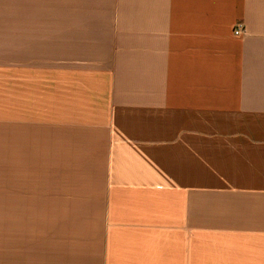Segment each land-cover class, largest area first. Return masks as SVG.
Here are the masks:
<instances>
[{
	"label": "crops",
	"instance_id": "0c3cea01",
	"mask_svg": "<svg viewBox=\"0 0 264 264\" xmlns=\"http://www.w3.org/2000/svg\"><path fill=\"white\" fill-rule=\"evenodd\" d=\"M0 212V264H264V0H0Z\"/></svg>",
	"mask_w": 264,
	"mask_h": 264
},
{
	"label": "rangeland",
	"instance_id": "374dc122",
	"mask_svg": "<svg viewBox=\"0 0 264 264\" xmlns=\"http://www.w3.org/2000/svg\"><path fill=\"white\" fill-rule=\"evenodd\" d=\"M0 215H3V213L0 212ZM5 231H6L5 221L0 220V234L5 235ZM2 244H5V243H0V245Z\"/></svg>",
	"mask_w": 264,
	"mask_h": 264
},
{
	"label": "built area",
	"instance_id": "2783aa9c",
	"mask_svg": "<svg viewBox=\"0 0 264 264\" xmlns=\"http://www.w3.org/2000/svg\"><path fill=\"white\" fill-rule=\"evenodd\" d=\"M241 29H242L241 26H237V28L235 29V34H236V35L241 34Z\"/></svg>",
	"mask_w": 264,
	"mask_h": 264
}]
</instances>
